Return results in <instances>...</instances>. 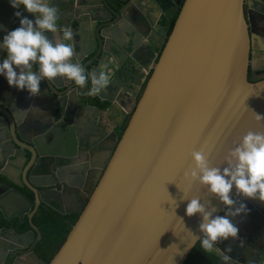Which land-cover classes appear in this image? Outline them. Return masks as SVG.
Listing matches in <instances>:
<instances>
[{"label": "water", "instance_id": "95a60500", "mask_svg": "<svg viewBox=\"0 0 264 264\" xmlns=\"http://www.w3.org/2000/svg\"><path fill=\"white\" fill-rule=\"evenodd\" d=\"M48 2L58 10L60 34L64 29L73 33L68 41L75 50L73 62L86 74L104 65L111 79L94 95L86 94L90 79L84 88L66 78L45 79L40 94L33 97L27 90L10 87L0 75V150L11 160L22 156L24 162L29 155L31 163L21 175L34 194L31 201L0 180L1 219L15 216L23 222L34 203L30 218L43 194L50 192L48 187L68 195L71 184L63 183L62 174L71 168L77 178L86 175L82 161L91 148L100 151L102 170L87 201L73 211L79 215L48 263L33 250L39 234L31 242L33 236L27 232L12 228L8 236L0 228V264H14L17 253L32 259L31 264H183L199 241L193 243V236H202L200 215L185 214L190 199L210 201L217 209L214 215L226 214L225 206L205 187L185 179L184 173L194 167L192 152L205 148L210 165L222 166L228 151L248 131L264 133V121L255 118V113L264 116V74H256L257 63L251 59L254 39L264 40V28L254 30L261 25L250 13L256 4L263 7L264 0H247V15L245 0ZM171 9L177 15L167 33L168 25L159 17ZM17 10L35 19L22 6L14 9L10 0H0V44L20 26L14 15ZM138 53L149 57L142 61ZM6 56L0 47V63ZM37 70L38 65H33ZM81 107L89 115L85 126L75 120ZM28 108H35L38 115L28 119L30 132L26 133L23 117ZM49 114L56 127L50 126ZM125 120L119 133L116 128L121 129ZM43 159L50 168H31L33 161ZM55 160L57 166L50 164ZM64 162L69 165L61 167ZM0 175L22 185L3 171ZM230 195L238 206L235 188ZM227 218L234 226L239 220ZM252 236L246 237L249 245H239L262 261L264 239L256 233Z\"/></svg>", "mask_w": 264, "mask_h": 264}, {"label": "clouds", "instance_id": "9594fccd", "mask_svg": "<svg viewBox=\"0 0 264 264\" xmlns=\"http://www.w3.org/2000/svg\"><path fill=\"white\" fill-rule=\"evenodd\" d=\"M11 7L21 6L35 19L22 16L17 10L20 26L8 32L0 44L7 56L0 63V75L5 76L10 87L27 90L30 96L40 94L41 81L54 78H66L75 85L84 88L89 79L91 83L87 95H94L105 89L111 79V72L101 65L99 70L87 73L79 64L73 62L75 50L71 43L73 33L69 29L57 27L58 10L50 7L48 0H10ZM47 33L53 34L49 39ZM33 65L38 70L33 71ZM257 122L264 116L255 113ZM194 167L184 173L186 180L198 182L209 194L216 197L225 206V215H214L217 209L210 201L201 202L200 197L191 198L185 210L188 217L199 214L201 222L199 240L205 252H218L224 262L231 260L228 255L231 248L221 250L218 243L238 238L239 229L228 216L235 217L246 213L244 203L237 207V200L230 193L235 188L237 197L258 199L264 202V133L248 131L237 146L230 149L224 158V165L211 166L205 148L193 151Z\"/></svg>", "mask_w": 264, "mask_h": 264}, {"label": "flooded vegetation", "instance_id": "af4514ba", "mask_svg": "<svg viewBox=\"0 0 264 264\" xmlns=\"http://www.w3.org/2000/svg\"><path fill=\"white\" fill-rule=\"evenodd\" d=\"M177 1H180V0H177ZM247 3H248L247 0H245V3H244L245 15L249 14V12H248L249 8L247 6ZM174 12H175V10H174ZM250 13H251V16L253 19H254V15L256 16L255 18L259 21V23L261 25V26H255L254 30H257V29L263 30L264 25L262 23H264V6L259 7V5L256 4L253 7H251ZM168 14H169V12H168ZM163 17H164V15H163ZM161 21H162V19H161ZM254 33H255V31H254ZM261 46H264V41L263 42L261 41V43H258L257 40L255 41V39H254V43L252 46L253 53H251V59H255V61L257 63V66H256L257 69L256 70L258 72H256V74L258 76H262L264 74V71H263L264 70V59H262V58H264V47H261ZM250 72H252V68L249 65V73H248V79L249 80L251 79ZM144 75H146V78L149 76V74L145 73V72H144L143 76ZM95 104L100 106L101 108L104 107L103 104H99L97 102H95ZM78 109H82V110H80L79 114L75 116V120L80 126H85V123L87 122L88 118L86 117L87 119H86L85 123L82 124V123H80L81 118L79 115L81 113L85 114L87 112H85L84 107H81ZM25 113L26 114L23 117V122H24V124H26V129L24 131L26 133H29L30 132V129H29L30 125L28 123L29 122L28 119L32 121L35 118V115H38V114L36 113L35 108H33V109L28 108ZM47 116H48L47 119L48 118L51 119L50 126L56 127L57 122H54L53 115L49 114ZM88 117H89V115H88ZM118 119L119 118H117V120ZM88 122H89V125L92 124V120H89ZM97 122H98V124L102 123L100 118L97 119ZM126 122H127V120H125L121 129L116 128L119 133L122 132L123 128L126 125ZM110 129H111V127L106 128L107 132L110 131ZM95 149L96 148H91V151L87 152L84 155V157L86 158V161H82V162H83V164H85L84 166L87 168V174L86 175L82 174L81 178H77V175L73 172V170L71 168H69L70 170H68L67 172H63V174H62L63 183L68 185V186H70V184H71V191L69 192L68 195L67 194L62 195L60 193L56 194V192H54V191H55V189H57V187H55V186L48 187L49 188L48 191H50V192L48 194H43V197L40 200L35 212L33 213V215L30 218H28L27 215L32 211L34 203L30 207L29 212L23 215V222H20V219L18 217H15V216H11L9 220H5L3 218L1 219V216H0V228H2L3 232L8 234V236H11L12 228H14L19 233L27 232L31 235V237L33 236V240L31 242L35 241V239L38 237V234H39L40 237L38 240H36V242L33 246V250H34L36 244L38 243V241L41 238V234L39 231V227L33 222L34 221L33 217L35 216V213L37 212V210L40 206H46L50 210H53V211H55L61 215H77V217H78L79 214L73 213V211H76L79 208L80 203L87 201V199L89 198V194L91 193L92 187L94 188L96 186V184L98 182L97 178L99 175H101L100 171L102 170L101 169L102 168V158H101V156H98V154H100V151L95 150ZM28 156L29 155L26 154L27 158L25 159L24 162H23L24 159L22 156H18L17 158L11 160L10 158H4L2 156V152L0 150V171L5 172L6 174H8L11 177V179H15V181H17L18 183H21L22 185L17 186L15 184H13L12 182L6 180V178L2 175H0V180L3 181V184L5 182V183L12 185L14 188L18 189L21 193H23L25 196H27V198H29L31 201H34V194L27 187V185L24 184L23 179H22V175H21L25 166L31 163L30 158ZM14 164H16L18 167H15ZM50 164L57 166V160H55L54 162H51ZM65 164L67 166L69 165L67 162H64L61 165V167H64ZM35 165L37 166L38 169L40 166V170L45 165H46V167L50 168L49 161L47 159H43L41 161L40 160L33 161L31 168H33ZM20 167H22V168H20ZM0 186H1V184H0ZM59 186L60 185H58V187ZM248 199H250L251 202ZM248 199L240 197L238 200V206L240 203H244L246 205L247 212L241 213L240 215H237L235 217H231L232 220L234 218L239 219V220H236V222H237L236 226L240 229V232L242 234V236H240L241 237L240 243H243L244 245H249L247 238L249 239V237H250V240H251L253 237L252 236L253 233H256V236H258L259 239H261V238L264 239V202H261L258 199H251V198H248ZM45 201H48V202L46 203ZM66 211H69V212L66 213ZM231 222L234 225V221H231ZM24 223H27V228H25L24 230H20L19 226L23 225ZM31 224L37 228L39 233H37V231L32 229ZM253 226H254L255 230L249 233L247 229L249 227H253ZM10 243L13 244L12 242H10ZM198 243L200 245L199 241L196 244H198ZM240 243H238L236 239H233L231 237L228 240H224V241L218 243V247L221 250H226L229 247L232 249L231 252H229V253L234 254V256L228 254L231 257L230 261L224 262L221 259L220 253H218V252H205V253H208L206 260L209 263L212 261V259L217 257V263H215V264H257V259L260 255L252 254L251 252L247 251L246 252L247 255L243 256L242 253H239L240 251L238 249L236 251V246L234 244L239 245ZM242 247H243L242 251L247 249V247H245V246H242ZM200 253L201 252H199V251H197L195 253V260L196 261L199 260L198 258H201L199 256ZM21 256L22 255H20L18 253L15 254V257L12 260V263L14 262V264H17V262L20 261V259H22ZM204 260H205V258L204 259L201 258L199 260V263L203 264ZM22 262L25 264H31L32 260L23 259ZM261 262H262L261 264H264V256H263Z\"/></svg>", "mask_w": 264, "mask_h": 264}, {"label": "trees", "instance_id": "16d2710c", "mask_svg": "<svg viewBox=\"0 0 264 264\" xmlns=\"http://www.w3.org/2000/svg\"><path fill=\"white\" fill-rule=\"evenodd\" d=\"M169 13L162 18V23L168 25L167 33L171 31L174 23L176 13ZM77 215H61L53 210H50L46 206H40L33 217V222L39 227L41 238L36 244L34 251L36 254L46 263L55 255L59 247L65 240L71 226L76 221ZM20 230L27 228V223L19 226ZM199 251L200 257L205 258L203 264H215L217 263V257L212 259L208 263L207 254L198 244L195 245L189 256L185 260L184 264H200L199 260H195V253Z\"/></svg>", "mask_w": 264, "mask_h": 264}, {"label": "crops", "instance_id": "0c3cea01", "mask_svg": "<svg viewBox=\"0 0 264 264\" xmlns=\"http://www.w3.org/2000/svg\"><path fill=\"white\" fill-rule=\"evenodd\" d=\"M172 12H174V9H171L170 11H169V13H172ZM151 16V15H150ZM153 16H154V19H157L158 18V14L157 13H153ZM152 17V16H151ZM162 17H163V15H161L159 18L160 19H162ZM162 23V22H161ZM163 24V23H162ZM164 25V24H163ZM262 39V38H261ZM263 40V39H262ZM264 41V40H263ZM262 41V42H263ZM261 47H264V46H261ZM260 47V48H261ZM138 55H139V57H140V59L142 60V61H145L148 57H147V55H145V54H143V53H138ZM80 118H81V121H80V123H82V124H84L85 123V121H86V119L88 118V114L87 113H81L80 115ZM87 117V118H86ZM119 120V119H118ZM120 121V120H119ZM235 246H236V250L238 249L240 252L239 253H242V250H243V247L242 246H240V245H238V244H234ZM244 251H247V249H245ZM22 257V259H20V261H18L17 262V264H25V263H23L22 262V260L23 259H30L28 256H26V255H22L21 256ZM30 260H32V259H30ZM259 258L257 259V264H260V263H262L261 262V260H259ZM34 264H36V263H34Z\"/></svg>", "mask_w": 264, "mask_h": 264}]
</instances>
